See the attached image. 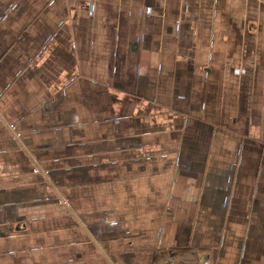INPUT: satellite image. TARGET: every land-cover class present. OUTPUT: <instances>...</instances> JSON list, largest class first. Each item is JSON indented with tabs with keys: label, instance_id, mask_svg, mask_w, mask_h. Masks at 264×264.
<instances>
[{
	"label": "crops",
	"instance_id": "1",
	"mask_svg": "<svg viewBox=\"0 0 264 264\" xmlns=\"http://www.w3.org/2000/svg\"><path fill=\"white\" fill-rule=\"evenodd\" d=\"M0 264H264V0H0Z\"/></svg>",
	"mask_w": 264,
	"mask_h": 264
},
{
	"label": "built area",
	"instance_id": "2",
	"mask_svg": "<svg viewBox=\"0 0 264 264\" xmlns=\"http://www.w3.org/2000/svg\"><path fill=\"white\" fill-rule=\"evenodd\" d=\"M10 129L13 131L12 133L14 134V138H15V140H16L18 143H21V140H22V136H21V134H19V133H15L14 127H11ZM34 172H35V173H42V174H44L45 176L49 175V172H48V171H42V170H40V169H38V168H36V169L34 170ZM60 202H61L63 205L68 206V202H67V200H66L65 198H61Z\"/></svg>",
	"mask_w": 264,
	"mask_h": 264
}]
</instances>
